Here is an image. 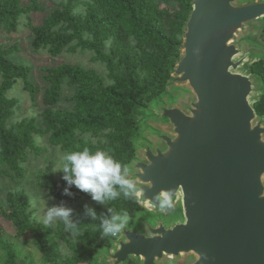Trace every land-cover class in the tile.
I'll return each instance as SVG.
<instances>
[{"label": "water", "instance_id": "1", "mask_svg": "<svg viewBox=\"0 0 264 264\" xmlns=\"http://www.w3.org/2000/svg\"><path fill=\"white\" fill-rule=\"evenodd\" d=\"M190 5L167 82L174 92L135 110L153 125L152 141L134 140L141 156L128 164L145 190L138 203L158 211L151 199L175 188L183 218L138 213L140 228L97 251L103 264H264V116L254 108L262 83L241 71L264 47L240 37L264 18V0Z\"/></svg>", "mask_w": 264, "mask_h": 264}, {"label": "trees", "instance_id": "2", "mask_svg": "<svg viewBox=\"0 0 264 264\" xmlns=\"http://www.w3.org/2000/svg\"><path fill=\"white\" fill-rule=\"evenodd\" d=\"M190 4L191 0H62L50 6L40 24L29 23L34 51L43 49L52 56L78 49L90 51L92 61L104 64L109 82L94 70L63 62L42 68L47 86L41 89L29 80L30 67L11 57L17 44L6 46L0 42V178L21 176L30 153L47 151L37 143L44 136L52 146L65 152L84 147L103 149L129 164L136 157L132 136L137 126L135 110L148 107L165 92L170 71L179 58L178 45ZM44 10L46 7L39 0H0V29L15 31L22 15ZM250 73L262 83L263 92L254 108L264 116V58L251 64ZM19 79L33 105L42 93L43 106L36 113L9 123L20 100L7 92ZM65 86L72 88V94L65 98L71 102L69 108L58 106ZM36 183L60 201L91 196L75 185L70 188L73 195H65L68 184L61 171L56 174L52 164L37 174ZM30 200L22 190L7 191L0 195V214L12 222L18 238L32 237L45 263L79 264L97 251L111 248L110 238L115 237L102 238L100 219L93 220L86 212L75 210L72 218L81 222L82 235L78 237L83 242L69 244L73 253L61 263L48 237L53 225L45 228L32 216ZM111 202L110 207L117 212L127 211L131 218L150 213L138 204L137 198L121 196ZM93 208L98 216L107 214L108 209L100 205ZM66 233L63 222L58 221L55 235L68 242ZM0 246L6 254L2 264H20L1 232ZM134 263L129 260L126 264Z\"/></svg>", "mask_w": 264, "mask_h": 264}, {"label": "rangeland", "instance_id": "3", "mask_svg": "<svg viewBox=\"0 0 264 264\" xmlns=\"http://www.w3.org/2000/svg\"><path fill=\"white\" fill-rule=\"evenodd\" d=\"M62 0H39L40 4H44L46 10L39 12H30L29 14H24L19 19V25L15 31L6 32L3 29H0V42H5L6 46H10L11 44L16 43L18 48L13 51L11 57L17 62L23 63L30 67V71L28 73L29 80L39 86L41 89L47 86V82L44 80V71L43 67L55 66L61 64L63 62L75 64L81 66L87 70H94L97 73L101 74L106 82H109L107 79V71L104 64L92 61V53L86 50H76L75 52L63 51L58 56H52L48 54L46 50H38L34 51L31 47V39L32 33L29 28V23L32 24H40L43 18L48 15L49 8L51 5H55ZM28 0H25L27 3ZM30 17V21L28 20ZM264 18L258 22L254 27H247L245 31L241 33L240 37H245L252 42H255L264 47ZM255 58H247L243 62V67L241 71L243 73H250V66L254 62ZM260 86V84H259ZM261 92H263V88L260 87ZM173 88L167 87L165 92L158 96L159 100L162 102H168L169 94H173ZM259 93V92H258ZM259 93V94H260ZM72 94V88L69 86H65L64 96L59 102L58 106L69 108L71 102L66 100L65 98L69 97ZM7 95L10 97L19 98V108L16 109L13 118L9 121L19 120L22 117L29 116L31 114L36 113L39 109H41L42 105V93L38 94L36 97V105H33L30 96L27 91L23 88V81L19 79L17 83L11 88ZM258 95V94H257ZM255 95V97L257 96ZM255 102L259 100V95L255 98ZM254 102V104H255ZM146 109L150 110L151 107L148 106ZM137 117V116H136ZM139 118L137 117L136 120ZM153 125L147 121L137 122V126L133 131L134 140L145 139L148 141H152V137L148 134V130H150ZM148 129V130H147ZM37 143L43 147L47 148V151H42L40 154L35 155L34 153H30L28 156L27 162L23 164V174L21 176L10 175L9 177L0 178V195L2 196L7 191H15L22 190L26 192L30 196V210L32 211V216L35 217L38 221L42 222L41 217L44 215L47 206H59L63 204L66 207H70L73 211H81L85 212L84 205L87 204L90 207H95L100 205L104 209H108L112 202L109 205H103L95 202L91 196L78 197L75 199L60 201L56 199L54 196L50 195L46 189H40L37 187L36 176L39 172H41L44 167L48 164H52L53 169L56 171L58 166L59 157L66 153L62 151L58 146H52L48 140L47 136L39 137ZM135 156H141L140 151L136 149ZM58 171H56L57 174ZM138 202V201H137ZM144 210L150 213H142L145 215V218L150 220H154L158 214H160L163 219L169 224L174 222L175 220L183 218L182 208L179 204V201L175 203L174 209L168 210L166 212L155 211L151 206H143L138 203ZM162 213V214H161ZM139 219V218H138ZM137 215L131 219L129 225L136 226L140 228L138 223ZM57 223L53 224V229L49 233L48 237L50 242H52L56 247V253L59 257L61 263L65 262V257L72 255L73 251L71 250L69 244H80L82 243V239L80 237L73 238L69 232H67L68 242L62 241L55 235V227ZM0 232L2 238L9 242L12 248L15 250L17 254V260L20 264L23 262L28 264H47L44 262L40 251L33 245L32 237L29 235H25L22 238H18L16 236V230L14 225L10 220H7L4 216L0 214ZM120 235V234H119ZM118 235V236H119ZM110 238V242L112 243L111 247L115 239ZM111 249V248H110ZM108 249V250H110ZM5 250L0 246V264H2L5 260ZM133 263L134 260H131ZM103 260L99 255L94 254L91 258L83 263L79 264H103ZM134 264H137L136 262Z\"/></svg>", "mask_w": 264, "mask_h": 264}, {"label": "clouds", "instance_id": "4", "mask_svg": "<svg viewBox=\"0 0 264 264\" xmlns=\"http://www.w3.org/2000/svg\"><path fill=\"white\" fill-rule=\"evenodd\" d=\"M56 171L63 173V179L68 187L64 189L65 195H73L70 191L75 185L80 191L91 195L92 199L103 205H109L123 196L124 199H134L144 193L133 173L132 168L117 160L109 151L98 149L93 151L88 147L82 150H72L63 153L58 160ZM152 187L151 184L148 185ZM175 188L161 189L151 199L158 205L161 212L174 209ZM85 212L93 220L100 219L102 238L118 236L129 226L131 216L127 211L117 212L114 208L108 207L107 214L99 216L94 208L84 205ZM72 209L63 204L46 208L41 217L45 228L51 227L57 221H62L65 231L75 239L82 235L79 220L72 218Z\"/></svg>", "mask_w": 264, "mask_h": 264}, {"label": "bare ground", "instance_id": "5", "mask_svg": "<svg viewBox=\"0 0 264 264\" xmlns=\"http://www.w3.org/2000/svg\"><path fill=\"white\" fill-rule=\"evenodd\" d=\"M143 206H147V204H142Z\"/></svg>", "mask_w": 264, "mask_h": 264}, {"label": "built area", "instance_id": "6", "mask_svg": "<svg viewBox=\"0 0 264 264\" xmlns=\"http://www.w3.org/2000/svg\"><path fill=\"white\" fill-rule=\"evenodd\" d=\"M117 236H115V238H116Z\"/></svg>", "mask_w": 264, "mask_h": 264}]
</instances>
